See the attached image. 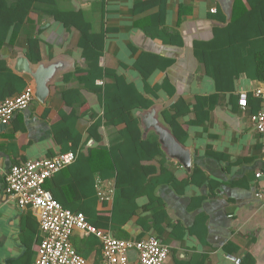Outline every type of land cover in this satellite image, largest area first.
Masks as SVG:
<instances>
[{"label": "crops", "instance_id": "crops-1", "mask_svg": "<svg viewBox=\"0 0 264 264\" xmlns=\"http://www.w3.org/2000/svg\"><path fill=\"white\" fill-rule=\"evenodd\" d=\"M7 1L11 4L18 0ZM258 4L260 13L245 14L247 17L240 23L242 31L235 30L239 37L264 36V0H54L34 4L21 30L0 42V60H6L14 73L25 78L27 85L34 84L30 76L15 70V62L21 52L28 56L29 39L38 38L42 41L40 60L49 63L62 59L68 67L51 85L52 92L45 104L35 97L28 108L16 111L8 124L0 125V264H35L42 236L38 213L32 207L18 206L5 189V178L13 164L62 152L54 138L52 123L59 119L60 111L71 109L64 100L65 90L80 88L86 102L77 122L87 141L83 152L98 146L88 138L91 123L88 111L102 115L104 110L98 95L83 88L76 71L87 65L79 45L81 34L76 27H67L57 20L55 11L82 12L93 33L105 34L101 66L115 69L140 89L144 87V75L135 64L142 52L173 59L167 70H156L148 79L151 86L168 85V90L161 89L159 98H154L155 104L166 109L184 98L193 107L198 96L211 97L210 101H214L203 124L187 125V120L196 118L194 111L182 123L188 131L185 144L192 152L191 171L165 154V158L153 161L157 173L152 176L162 178L156 185L154 204L149 203L148 196L139 198L137 214L120 227L118 234L122 237L109 232L127 240L159 237L171 248L167 264H235L229 255L240 256V264H264V151L262 136L251 119L260 109L253 91L264 85V81L243 72L233 82L235 89L218 91L215 79L194 53L195 41L212 40L215 29L228 26L235 11L254 10ZM149 27L153 33L161 30L163 35L175 31L180 34L182 45H170L153 37ZM161 46L172 48L174 54L151 50ZM256 64L252 59L246 65L255 68ZM68 74L72 75L67 79ZM4 79L8 75L0 78V90ZM112 82L99 79L97 84ZM242 94L253 95L246 108L239 105ZM48 109L50 112L46 114ZM101 132L103 141L99 145L110 146L120 137L115 128L107 125ZM196 168L206 177L202 185L192 183L182 188L170 180V175L178 182L186 180ZM96 190L101 200L112 199L115 179L97 177ZM147 204L152 207H143ZM161 210L165 218L160 222L156 214ZM71 241L89 262L102 261V244L96 235L76 229ZM129 258L131 264H136L137 252L131 250Z\"/></svg>", "mask_w": 264, "mask_h": 264}, {"label": "trees", "instance_id": "trees-1", "mask_svg": "<svg viewBox=\"0 0 264 264\" xmlns=\"http://www.w3.org/2000/svg\"><path fill=\"white\" fill-rule=\"evenodd\" d=\"M39 1L54 2V0H18L10 4L7 0H0V42L6 41L11 34L14 35L21 30L34 4ZM256 13H260L259 4L254 6V10L243 9V12L239 13L235 11L228 26L215 29L212 40L194 42L195 56L205 65L207 73L215 79L218 91L235 89L233 82L243 72L264 81V44L262 43L264 36L240 35L239 37L237 31L235 34L236 29L242 31L240 23L244 21V17H247L245 14ZM53 15L67 27L73 26L80 31L79 45L87 65L85 69L78 68L76 71L80 74L79 79L83 83V88L98 95L104 112L100 115L97 111H88L91 117L88 138L93 139L98 146L90 147L88 153H85L83 149L87 141L79 131L77 122L86 102L83 100L80 88L64 91V100L71 109L68 112H59V119L52 123V132L61 151H74L77 153V158L50 177L45 187L64 207L76 209L75 212L83 210L91 224L106 232L111 230L118 237H122L118 234L120 227L137 214L140 208L138 199L148 196L149 203L153 204L157 199L156 185L162 178L152 176L157 173V168L152 162L159 157L165 158V155L155 134H150L148 138L143 137L140 119L136 116V112L153 106L155 99L160 96L161 89L168 90L166 83L151 86L148 79L156 70H167L173 59L164 54L142 52L135 64L144 75V87L140 89L136 84L128 82L115 69L101 66L105 34L93 33L91 23L85 19L82 12L55 11ZM148 29L153 37L163 39L165 43L182 45L180 34L175 31L163 35L161 30L153 33L150 27ZM41 43L38 38L29 39L27 54L33 63L41 61ZM252 59L257 61L255 68L246 65ZM6 75L8 79L2 82L0 101L7 99L9 95L21 93L27 86V81L22 75L14 73L6 60H0V78H5ZM71 75H66L67 79ZM99 79H111L113 82L99 85L97 84ZM169 92L173 93L174 90L169 89ZM252 96V94L248 95V102L253 99ZM210 100L211 97L198 96L196 104L191 107L184 98H179L163 111L165 121L171 125L181 142L186 143L188 138V131L182 124L183 120L194 111L196 118L187 120V125L203 124L214 106V101ZM258 102L260 103L259 99ZM46 112L48 114L50 109ZM104 125L115 128L120 136L110 146L99 145L103 141L101 128ZM162 172L165 173L166 170L163 168ZM97 177L101 180L115 179V195L112 199L101 200L97 195ZM169 177L176 186L182 188L192 183L202 185L206 182V177L197 168L183 181L178 182L172 175ZM72 199L76 200V203L70 202ZM98 203L99 208H97ZM143 207L149 209L152 205L147 204ZM156 215L160 216V222L165 218L163 210Z\"/></svg>", "mask_w": 264, "mask_h": 264}, {"label": "built area", "instance_id": "built-area-1", "mask_svg": "<svg viewBox=\"0 0 264 264\" xmlns=\"http://www.w3.org/2000/svg\"><path fill=\"white\" fill-rule=\"evenodd\" d=\"M34 90V84L30 83L21 93L0 101V125L8 124L16 111L28 108L35 98ZM253 94L260 100V109L252 114L251 119L262 136L264 151V85L255 88ZM239 105L247 107V94L241 95ZM76 158V152L67 151L41 159H30L13 164L6 175L7 193L17 200L21 209L32 207L38 213L42 236L35 264H131V250L137 252L136 264H167L171 248L159 237L153 235L141 241L119 239L91 224L84 212L64 207L46 189V181ZM257 195L261 197L260 194ZM76 229L94 234L100 239L103 252L100 263L89 262L75 249L71 236ZM228 258L235 264L242 261L240 256L229 255Z\"/></svg>", "mask_w": 264, "mask_h": 264}, {"label": "water", "instance_id": "water-1", "mask_svg": "<svg viewBox=\"0 0 264 264\" xmlns=\"http://www.w3.org/2000/svg\"><path fill=\"white\" fill-rule=\"evenodd\" d=\"M157 52H167L173 55L172 48L151 49ZM68 67V63L62 59H57L46 63L41 60L33 65L31 60L21 52L15 62V70L21 74L28 75L34 81V95L42 103H46L51 95V85L55 82L57 76ZM165 107L162 104H154L148 109L140 110L136 115L140 119L143 137L148 138L150 134L158 137L163 153L170 159L177 160L188 172L192 169L191 148L181 142L175 135L173 128L168 124L164 117Z\"/></svg>", "mask_w": 264, "mask_h": 264}, {"label": "bare ground", "instance_id": "bare-ground-1", "mask_svg": "<svg viewBox=\"0 0 264 264\" xmlns=\"http://www.w3.org/2000/svg\"><path fill=\"white\" fill-rule=\"evenodd\" d=\"M258 194H260V193H258ZM261 195V194H260ZM258 196V195H257ZM260 197V196H259ZM261 197H262V195H261ZM150 237H152V236H150ZM147 238H149V237H147ZM147 238H143V239H140V240H133V239H130V241H141V240H144V239H147ZM119 239H122V238H119ZM122 240H126V241H129V240H127V239H122Z\"/></svg>", "mask_w": 264, "mask_h": 264}]
</instances>
